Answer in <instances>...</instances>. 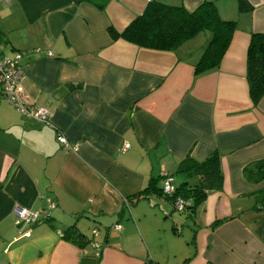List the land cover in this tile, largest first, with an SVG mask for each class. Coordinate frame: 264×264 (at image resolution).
<instances>
[{
	"label": "crops",
	"instance_id": "1",
	"mask_svg": "<svg viewBox=\"0 0 264 264\" xmlns=\"http://www.w3.org/2000/svg\"><path fill=\"white\" fill-rule=\"evenodd\" d=\"M150 1L191 12L207 0L0 1V54L43 52L22 59L21 83L52 110L51 124H38L0 92V264H264V209L253 195L264 181L242 175L264 158V96L254 104L246 78L264 0H247L243 11L237 0H208L236 24L219 66L199 74L208 32L174 50L118 35ZM213 150L222 188L193 218L175 216L162 197L136 195L151 177L162 186L188 154L204 160ZM47 199L50 217L19 236L14 205L37 210Z\"/></svg>",
	"mask_w": 264,
	"mask_h": 264
},
{
	"label": "trees",
	"instance_id": "2",
	"mask_svg": "<svg viewBox=\"0 0 264 264\" xmlns=\"http://www.w3.org/2000/svg\"><path fill=\"white\" fill-rule=\"evenodd\" d=\"M237 5L238 11L249 8L247 0H237ZM235 24V20L221 18L213 1H203L191 12L179 5L171 6L150 1L143 12L118 35L140 47L174 50L200 32H208L210 37L194 66V73L199 74L219 66L230 43ZM246 78L250 99L257 104L264 96V32H253L250 35L246 50ZM170 175L182 176V180L175 185L171 195L165 194L162 186L158 185L159 177H151L147 185L136 195L154 194L162 197L172 211L177 210L174 207L175 200L181 198L186 204L177 211L193 218L208 193L222 188L220 154L213 150L204 160H197L188 154ZM242 175L246 181L254 184L264 181V158L245 164ZM253 195L259 204V210L264 209V188L257 190ZM222 221L223 219L216 220L211 227H216ZM66 233H69L66 235L70 238L74 231L66 230Z\"/></svg>",
	"mask_w": 264,
	"mask_h": 264
},
{
	"label": "built area",
	"instance_id": "3",
	"mask_svg": "<svg viewBox=\"0 0 264 264\" xmlns=\"http://www.w3.org/2000/svg\"><path fill=\"white\" fill-rule=\"evenodd\" d=\"M42 53L39 48H31L18 51L12 57L0 54V92L12 107L26 118L41 125H50L52 110L46 106L36 104L21 83L24 73L22 59ZM46 55L51 56L52 52L48 51ZM55 139L59 144L69 149L72 148L63 134L57 132ZM128 147L129 145L125 143L121 147V150H126ZM174 189L173 176L170 174L165 175L162 183L163 192L171 195ZM185 204L186 202L183 199L177 198L174 202V207L177 210H181ZM54 207L55 201L52 199H47L46 208L37 210H30L29 208L15 204L12 209V214L14 224L18 228V235L29 236L31 226L43 219L49 218L51 210ZM120 228L121 226L119 224L113 226L115 230H120ZM93 233H96L94 228ZM96 254L99 253L97 252Z\"/></svg>",
	"mask_w": 264,
	"mask_h": 264
},
{
	"label": "rangeland",
	"instance_id": "4",
	"mask_svg": "<svg viewBox=\"0 0 264 264\" xmlns=\"http://www.w3.org/2000/svg\"><path fill=\"white\" fill-rule=\"evenodd\" d=\"M174 212H175V214H176L175 216H177L178 214H180L179 211H177V210H175ZM185 232H186V231H185Z\"/></svg>",
	"mask_w": 264,
	"mask_h": 264
}]
</instances>
